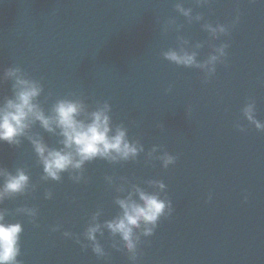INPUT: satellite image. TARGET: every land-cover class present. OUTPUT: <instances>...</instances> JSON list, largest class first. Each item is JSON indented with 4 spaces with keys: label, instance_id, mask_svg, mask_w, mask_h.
I'll list each match as a JSON object with an SVG mask.
<instances>
[{
    "label": "water",
    "instance_id": "obj_1",
    "mask_svg": "<svg viewBox=\"0 0 264 264\" xmlns=\"http://www.w3.org/2000/svg\"><path fill=\"white\" fill-rule=\"evenodd\" d=\"M177 2L192 9L191 18L176 10ZM206 22L228 26L229 35L212 39ZM221 43L228 55L211 79L163 56L182 46L203 61ZM9 67L41 82L45 110L61 98L84 99L89 110L109 102L113 124L145 147L136 160L87 164V182L77 184L68 173L59 182L41 180L26 139L20 146L0 143V165L24 168L36 185L0 205L10 222L24 226L21 264H132L126 250L112 247L107 230L98 237L108 253L103 259L75 239L83 240L98 208L101 222L120 211L121 194L106 176L148 191L147 181L162 180L173 203L154 235L142 237L136 264H264V131L243 114L252 99L264 122V0H0V73ZM11 95L12 82L0 81V102ZM34 131L58 146L39 125ZM154 146L157 156H176L175 164L164 168L149 159ZM49 190L52 199L45 198ZM23 206L39 210L36 224L16 212ZM56 225L60 230L52 231Z\"/></svg>",
    "mask_w": 264,
    "mask_h": 264
},
{
    "label": "clouds",
    "instance_id": "obj_2",
    "mask_svg": "<svg viewBox=\"0 0 264 264\" xmlns=\"http://www.w3.org/2000/svg\"><path fill=\"white\" fill-rule=\"evenodd\" d=\"M199 3L204 5L209 0H199ZM175 7L181 15L191 18L192 9L185 8L182 2H177ZM195 19L200 21L203 16L197 15ZM238 22L239 15L233 21V26ZM202 27L212 39L229 35V27L224 24L213 25L206 22ZM197 47L203 45L198 44ZM228 47L227 43H221L203 61L197 59V52L188 51L182 46L170 48L163 52V56L176 65L200 69L211 79L217 71V65L226 62ZM0 81L12 82V95L0 102V143L20 146L25 139L29 141L42 166L43 181L59 182L63 174L68 173L74 183L87 182V164L98 159L119 164L136 160L145 152V147L139 140L129 139L128 129L123 124H113L112 105L107 101L99 103L94 110H89L84 99L61 98L55 100L50 109L45 110L40 101L44 93L43 85L30 78L22 68L9 67L3 70ZM243 114L257 130L264 131V122L256 118L254 100L250 99L245 105ZM37 125L44 132L57 137L58 146L50 145L44 135L34 131ZM237 127L244 131L243 126ZM160 151L159 147L154 146L147 153L148 158L160 160L164 168L175 164L176 156L166 151L157 156L156 153ZM105 179L121 194L115 198L120 211L113 218L101 222L103 209L98 208L83 233V240L79 236L75 239L83 247H91L97 258L103 259L108 253L98 237H103L107 230L113 238L112 247L117 251L126 250L129 260L136 264L142 237L154 235L161 218L170 217L174 211L172 201L167 198V186L162 180H149L147 184L153 190L148 191L140 184L131 183L126 177H121L118 185L113 176H106ZM0 181V205L36 189L24 168H17L12 172L0 165ZM45 198L52 199L53 193L47 191ZM16 212L29 217L36 224L39 215L36 207L23 206L17 208ZM8 215V210L0 207V264H21L18 258L21 255L24 226L21 222H10ZM59 230L60 225L52 229ZM63 236L73 238L74 234L64 231Z\"/></svg>",
    "mask_w": 264,
    "mask_h": 264
}]
</instances>
